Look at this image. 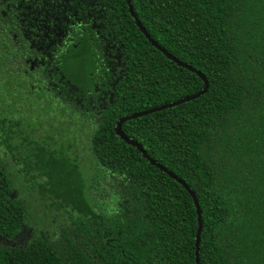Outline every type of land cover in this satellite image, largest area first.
Instances as JSON below:
<instances>
[{
	"label": "trees",
	"instance_id": "1",
	"mask_svg": "<svg viewBox=\"0 0 264 264\" xmlns=\"http://www.w3.org/2000/svg\"><path fill=\"white\" fill-rule=\"evenodd\" d=\"M130 1L208 89L121 131L195 194L200 264H264V0ZM203 88L126 0H0V264H196L190 194L115 125Z\"/></svg>",
	"mask_w": 264,
	"mask_h": 264
},
{
	"label": "water",
	"instance_id": "2",
	"mask_svg": "<svg viewBox=\"0 0 264 264\" xmlns=\"http://www.w3.org/2000/svg\"><path fill=\"white\" fill-rule=\"evenodd\" d=\"M126 2L128 4V7H129L130 15L135 19L136 25L138 26V28L140 29V31L144 34V36L148 39V41H150L151 44L154 47H156L158 50H160L164 55H166V57H168L171 61L175 62L178 66H181V67L189 70L190 72L196 74L203 81V84H204L203 90L200 91L199 93L195 94V95L182 98V99H180V100H178V101H176L174 103H170V104H167V105L159 106V107H156V108H153V109H149V110H146V111H143V112H140V113L133 114V115L128 116V117H124V118L120 119L117 122V124L115 125V133H116V135H118L126 143L135 146L140 151V153H142V155L146 159H148L150 161L151 164H153L156 167H158L160 170H162L163 172H165L170 178L174 179L176 182H178L180 185H182V187H184L188 191V193L190 194V196H191V198H192V200L194 202V205L196 207L197 216H198V229H197L196 243H195V245H196L195 262H196V264H200L199 263V242H200V234H201V230H202V221H201L200 209H199L198 202H197V199H196L195 194L193 193V191L189 188V186L185 182H183L181 179H179L178 177H176L174 174H172L171 172H169L168 170H166L165 168L159 166L153 160H151L146 155V153L144 152L143 148L139 144H137L133 140L128 139L123 134V132L121 131V126H122L123 123H125L128 120L135 119V118H139V117H142V116H145V115L154 113V112H158V111H161V110H165V109H168V108H172V107L178 106V105H180L182 103H185V102H188V101H191L193 99H196V98L200 97L201 95H203V94L206 93V91L208 89V82H207L206 78L199 71L193 69L192 67L186 65L185 63H182L181 61L177 60L176 58H174L173 56H171L170 54H168L167 52H165L163 49H161L150 38V36L147 34V32L144 30V28L140 24L139 20L137 19V17L135 16V13H134L133 8H132V5H131V1L130 0H126Z\"/></svg>",
	"mask_w": 264,
	"mask_h": 264
},
{
	"label": "rangeland",
	"instance_id": "3",
	"mask_svg": "<svg viewBox=\"0 0 264 264\" xmlns=\"http://www.w3.org/2000/svg\"><path fill=\"white\" fill-rule=\"evenodd\" d=\"M8 163V169L13 172V177L17 178L21 183V191L23 196L20 197L25 203L28 213L30 226L33 228L34 232L36 230L49 231L51 234L53 232L57 233L61 227L68 222L67 214L62 210H57L53 204H51V199L48 197H40L38 189H29V184L23 183L22 176L17 170L15 161H12L7 155L5 159ZM37 228V229H36ZM37 231V232H38Z\"/></svg>",
	"mask_w": 264,
	"mask_h": 264
}]
</instances>
